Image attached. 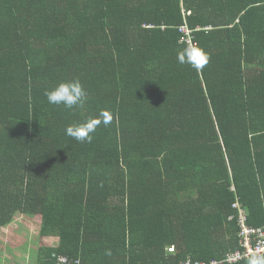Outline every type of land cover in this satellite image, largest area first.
<instances>
[{"label": "trees", "instance_id": "1", "mask_svg": "<svg viewBox=\"0 0 264 264\" xmlns=\"http://www.w3.org/2000/svg\"><path fill=\"white\" fill-rule=\"evenodd\" d=\"M75 80L82 107L48 103ZM234 204L264 228V0H0V230L41 217L53 264L210 263L242 249Z\"/></svg>", "mask_w": 264, "mask_h": 264}, {"label": "clouds", "instance_id": "2", "mask_svg": "<svg viewBox=\"0 0 264 264\" xmlns=\"http://www.w3.org/2000/svg\"><path fill=\"white\" fill-rule=\"evenodd\" d=\"M180 64H187L196 71H200L207 63L206 52L198 46L183 48L177 53ZM47 101L51 105L61 106L72 110L82 107L87 99V91L79 80L62 82L50 91H45ZM113 117L108 111H102L99 118H89L82 123L69 125L65 131L66 135L81 143H91L97 128L103 123L109 125ZM247 264H264V256L253 254Z\"/></svg>", "mask_w": 264, "mask_h": 264}, {"label": "crops", "instance_id": "3", "mask_svg": "<svg viewBox=\"0 0 264 264\" xmlns=\"http://www.w3.org/2000/svg\"><path fill=\"white\" fill-rule=\"evenodd\" d=\"M200 30V29H198ZM42 218L18 215L0 230V264H53L45 259V249L58 245L56 237H41Z\"/></svg>", "mask_w": 264, "mask_h": 264}, {"label": "built area", "instance_id": "4", "mask_svg": "<svg viewBox=\"0 0 264 264\" xmlns=\"http://www.w3.org/2000/svg\"><path fill=\"white\" fill-rule=\"evenodd\" d=\"M179 34L182 36L181 42L187 46H198L194 38V31L190 30L189 27L184 26L179 29ZM233 208L238 210V204H234ZM238 226H239V242L242 249L238 251L230 252L223 261H213L210 263H192L191 261L183 262L181 264H232L239 261L248 260L253 254L264 256V228L256 229L251 227L247 222V217L242 211L238 210ZM173 253L174 249H170ZM56 264H83L80 261H71L67 257L59 256L56 258Z\"/></svg>", "mask_w": 264, "mask_h": 264}]
</instances>
